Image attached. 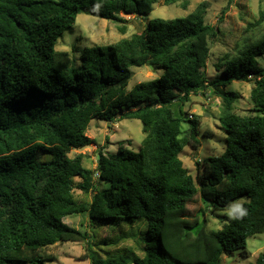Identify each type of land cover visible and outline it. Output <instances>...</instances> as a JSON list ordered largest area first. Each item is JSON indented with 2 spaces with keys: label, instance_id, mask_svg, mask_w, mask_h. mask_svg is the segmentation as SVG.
Instances as JSON below:
<instances>
[{
  "label": "trees",
  "instance_id": "16d2710c",
  "mask_svg": "<svg viewBox=\"0 0 264 264\" xmlns=\"http://www.w3.org/2000/svg\"><path fill=\"white\" fill-rule=\"evenodd\" d=\"M155 3L183 10L188 4L0 0V264H44L53 260L45 249L62 242L85 243L82 258L90 264H221L224 255L264 233V68L256 60L264 56V34L244 51L224 55L216 67L220 77L210 82L208 41L229 47V31L204 21L203 3L185 17L150 20L128 39L83 48L78 66L54 49L80 13L123 24L120 14L145 17ZM243 22L253 30L264 12ZM119 32L125 34V27ZM144 66L162 73L127 89L130 69ZM252 80L253 113L247 117L226 116L236 95L222 94L225 147L204 161L206 177L197 175L198 189L178 157L184 146L199 145V122L187 118L185 105L208 85ZM184 117L189 125L181 137ZM92 119L140 121L138 151L120 143L114 153L97 152L94 170L85 168L81 154H69L94 143L86 136ZM96 182L106 187L97 190ZM74 189L84 198L76 199ZM198 191L209 204L192 215L188 206ZM243 196L247 202L221 229L206 231L208 207L225 209ZM73 214L86 216L84 232L63 222ZM132 223L144 227L141 255L123 249L102 257L92 248L125 243L131 235L121 228ZM112 231L118 238H110ZM249 264H264V252Z\"/></svg>",
  "mask_w": 264,
  "mask_h": 264
},
{
  "label": "rangeland",
  "instance_id": "374dc122",
  "mask_svg": "<svg viewBox=\"0 0 264 264\" xmlns=\"http://www.w3.org/2000/svg\"><path fill=\"white\" fill-rule=\"evenodd\" d=\"M187 2V7L184 10L177 4L163 6L161 3H155L152 5L151 12L145 17L120 14L119 16L124 20L123 24L80 13L76 16L74 25L57 39L54 49L66 52L71 62L78 66L83 48L96 45L104 47L122 39H128L134 34L142 33L150 20L185 17L192 13L199 4L203 3L205 5L204 21L211 25H219L223 32L228 33L229 31L225 38L226 43L229 42L230 44L229 47L220 44L216 39H209L208 41L210 53L207 60L206 78L210 82L220 77V68L216 67L219 63H222L224 55L244 51L247 45L255 43L264 34V22L250 31L246 30V23L243 22V20L257 19L259 13L264 12V0H232L231 2L230 0H187ZM242 6L245 9H242ZM223 10L224 17L219 22L218 18ZM241 10L248 12L249 16L239 15V13H242ZM120 26L125 27V34L119 32ZM230 33L233 34V41L229 39L231 38ZM256 60L264 68V56H258ZM130 72L127 89L137 83L147 82L159 77L162 69H153L149 66L132 67ZM254 86L255 81L253 80L248 82L234 81L225 87L208 85L202 93L191 95L186 103L184 110L187 116H192V119L199 122L197 132L199 145L196 148L189 145L184 146L178 157L183 167L192 176L198 189L199 183L196 177L198 174H200V177L205 175L203 172L204 161L207 158L219 156L225 147V132L221 121L224 105L222 94L234 93L236 95V98L230 103V108L225 111L226 116L247 117L253 113L249 94ZM187 118L184 117L180 125L181 137L187 133L189 125ZM204 131H210L211 135H203ZM86 136L92 139L94 143L88 147L71 151L69 156L81 154L83 156V166L90 170L96 168L98 151L114 153L118 144L124 143L130 151L137 152L144 138L141 123L136 119H122L114 123L92 119L86 129ZM205 177L206 175L202 178ZM74 180L75 183L78 182V178ZM95 187L97 190H102L106 185L96 182ZM74 197L81 199L84 198V195L81 191L74 189ZM90 197L91 194H88L87 198L90 199ZM245 202H247V199L243 196L231 200L225 209L214 210L208 207L205 213L207 217L206 231L211 232L221 229L223 224H226L233 217V211L239 209ZM203 206H206L204 205V198L198 191L194 201L188 206V211L194 215ZM202 218L204 219L203 216ZM63 222L80 232H84L86 229L85 215L73 214L64 218ZM121 230L122 233L131 235L125 243L119 244L118 247L106 246L98 249L93 245L92 248L102 257L107 253H117L123 249L141 255L143 248L141 239L144 235L142 224L123 225ZM109 235L110 238H118L116 231L109 232ZM262 252H264V233L248 238L245 248L224 255L221 264H249L254 262L257 255ZM45 253L51 255L53 260L44 264H90L88 260L82 258L85 254V243H57L46 248Z\"/></svg>",
  "mask_w": 264,
  "mask_h": 264
},
{
  "label": "water",
  "instance_id": "95a60500",
  "mask_svg": "<svg viewBox=\"0 0 264 264\" xmlns=\"http://www.w3.org/2000/svg\"><path fill=\"white\" fill-rule=\"evenodd\" d=\"M150 68H151V66H149ZM98 158H99V155H97V160H98ZM207 204H209V202H208V200H204V205H207Z\"/></svg>",
  "mask_w": 264,
  "mask_h": 264
},
{
  "label": "built area",
  "instance_id": "2783aa9c",
  "mask_svg": "<svg viewBox=\"0 0 264 264\" xmlns=\"http://www.w3.org/2000/svg\"><path fill=\"white\" fill-rule=\"evenodd\" d=\"M188 119H192V116H188ZM98 177V174L96 173L95 175H94V178H96V177Z\"/></svg>",
  "mask_w": 264,
  "mask_h": 264
},
{
  "label": "clouds",
  "instance_id": "9594fccd",
  "mask_svg": "<svg viewBox=\"0 0 264 264\" xmlns=\"http://www.w3.org/2000/svg\"><path fill=\"white\" fill-rule=\"evenodd\" d=\"M241 214H243V212H241Z\"/></svg>",
  "mask_w": 264,
  "mask_h": 264
}]
</instances>
